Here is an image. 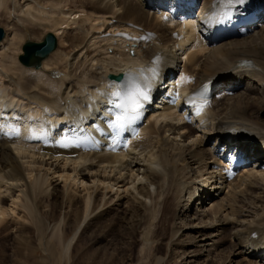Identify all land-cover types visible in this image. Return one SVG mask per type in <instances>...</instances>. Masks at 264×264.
Wrapping results in <instances>:
<instances>
[{"label": "bare ground", "instance_id": "1", "mask_svg": "<svg viewBox=\"0 0 264 264\" xmlns=\"http://www.w3.org/2000/svg\"><path fill=\"white\" fill-rule=\"evenodd\" d=\"M216 1L182 0L175 6V20L194 18ZM235 1L256 5L260 19L246 33L200 40L190 31L177 40L161 19L160 7H148L146 0H0V232L18 231L13 237L24 238L26 229L33 228L38 238L30 246L34 255L53 254L58 242L67 258L80 226L83 233L98 230L112 204H126L120 218L135 232L141 230V252L158 249L152 239L164 214L170 223L178 222L175 230L171 226L168 245L193 246L182 250L193 264L203 251L205 259L210 256L208 247L216 244L212 237L229 224L235 226L231 255L261 264L264 0ZM120 30L154 35L136 46L114 39ZM48 32L57 40L54 51L37 68L21 64L22 45L30 39L39 42ZM157 53L164 62L159 78L165 80L159 94L174 93V77L166 70L176 67L184 91L210 84V114L199 123L172 96L163 98L157 102L158 114L137 121L119 137L111 131L117 111L112 91H118L113 76L143 73L138 66ZM230 143L252 153L249 158L248 153L238 155L245 163L232 175ZM56 207L75 210L79 217V229L67 242L60 237L61 221L50 219ZM192 216L196 224L187 221ZM186 229L193 231L189 240L173 239ZM194 234L203 238L197 241ZM231 262L223 257L220 263Z\"/></svg>", "mask_w": 264, "mask_h": 264}, {"label": "rangeland", "instance_id": "2", "mask_svg": "<svg viewBox=\"0 0 264 264\" xmlns=\"http://www.w3.org/2000/svg\"><path fill=\"white\" fill-rule=\"evenodd\" d=\"M0 27L3 29L2 25H0ZM30 40L35 41L33 39ZM226 190L227 188H225V191ZM220 197L223 198V195H221ZM49 200H44V204ZM50 203H52L53 205V200H51ZM110 208L112 209H109L107 211L108 214L107 216H105V219L99 222L100 227L98 228V230H93L92 232L87 231L84 233L82 232L83 226H80V223H78L79 221L77 219H79V217L76 216L77 213L75 210L69 211L68 209L67 211V208L61 209L58 207L54 209L53 218H49L51 219V221L55 218V220L52 222H58L60 220L61 225L63 224V226H61L63 230L60 237L64 238L62 239L64 242H67V240L72 237L75 229H79L77 227L80 226V229L76 231L73 243L71 244V247L69 249V253L67 256L68 259L66 257V259L64 258L63 249L58 242L55 243L56 247L58 246L57 248L55 247V252L57 253V255L55 252L53 253L55 257L53 256V254H49L46 256L43 252L41 253V251L37 252L39 256L34 255L31 251L30 246H36L37 243L35 242H38V238L32 230L33 228L28 227L26 229V232L28 233L24 234V238H17L18 235L14 236L15 238L13 237V235H16V233L18 234V231L14 232L15 234L13 233V235L8 232L9 236L7 232H0V264H49V262H52V264H58L59 262L60 264H155L156 259L158 260L157 264H178L182 259L186 260L185 264L192 263V261H189L190 257L182 255V250H187L188 252L189 250H192L194 248L193 246L177 245L179 242L177 243L176 241L171 245H168V242H172L171 231L175 230V226L178 225L177 221L170 223V221L167 220V217L164 214L162 216L161 214L159 215L161 219H159V223L156 225V227L160 226V229L158 230V233L154 235L156 236L154 237L156 239H152V245L158 249H154L152 246L153 249H151V251H153H150V253H152L150 255V253L146 254L147 251L143 252L144 250H142L141 252L142 246L139 240L141 230L139 232H135L134 227L131 226L132 224L124 225L123 221H125V219L122 221V218H120L121 213L125 212V210L127 209L126 204L121 206L112 204ZM204 211H208V207H204ZM193 212L194 211L192 210V215ZM114 213H117L118 215L115 216ZM142 216L144 217L145 213H143ZM196 219L197 216H192L190 217V219L188 218L187 221L191 220L192 222H194V224H196ZM52 222L50 224H52ZM171 226L174 227V230ZM197 226H201V224ZM234 227V225L229 224L225 226L221 233H215L216 236H213L212 240H215L214 238H216V244L213 243L212 246L208 247L210 248V256L205 259L204 254L206 253L205 251H203V256L201 255L196 257V260L198 261L194 264H221L220 262L223 257L232 259V262L230 264H235V262H238L237 264H250L249 259L246 258L245 255L242 256L241 254H239L240 258H238L237 254H234V256L231 255V252L233 250V247L232 249H230L233 244L231 236ZM198 229L199 228H197V230ZM192 234V230H181V235H177L173 237V239L177 241L189 240ZM194 236L196 237L197 241L203 238L202 236H199V234H194ZM198 244L203 245L204 242H198ZM59 252H61L62 255ZM50 255L51 260L49 258ZM180 255L182 257L176 258ZM40 256L43 258H47L48 261L46 260V262L44 263L43 261L38 260V257ZM61 257L63 258V261L60 260ZM174 258H176V262H172ZM255 258L252 257L251 260L254 261ZM52 259L56 262H54ZM261 264H264L263 259L261 260Z\"/></svg>", "mask_w": 264, "mask_h": 264}, {"label": "snow or ice", "instance_id": "3", "mask_svg": "<svg viewBox=\"0 0 264 264\" xmlns=\"http://www.w3.org/2000/svg\"><path fill=\"white\" fill-rule=\"evenodd\" d=\"M113 95L120 99V103L115 105L119 114L111 124L113 127L123 129L125 125H130L138 118L144 102L149 99L148 85L133 80L123 91H117Z\"/></svg>", "mask_w": 264, "mask_h": 264}, {"label": "water", "instance_id": "4", "mask_svg": "<svg viewBox=\"0 0 264 264\" xmlns=\"http://www.w3.org/2000/svg\"><path fill=\"white\" fill-rule=\"evenodd\" d=\"M4 36V31L0 27V40ZM56 47V39L52 33H47L41 42L26 41L22 45L23 53L18 56V60L24 66L39 67L40 61L47 57ZM118 78V77H116Z\"/></svg>", "mask_w": 264, "mask_h": 264}]
</instances>
